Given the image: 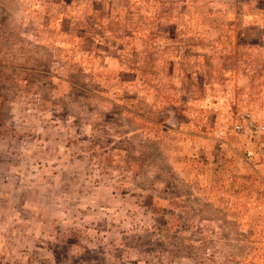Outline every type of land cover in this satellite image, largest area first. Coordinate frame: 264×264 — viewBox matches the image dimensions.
Returning a JSON list of instances; mask_svg holds the SVG:
<instances>
[{
    "label": "rangeland",
    "instance_id": "obj_1",
    "mask_svg": "<svg viewBox=\"0 0 264 264\" xmlns=\"http://www.w3.org/2000/svg\"><path fill=\"white\" fill-rule=\"evenodd\" d=\"M249 118L264 0H0V264H264Z\"/></svg>",
    "mask_w": 264,
    "mask_h": 264
},
{
    "label": "built area",
    "instance_id": "obj_2",
    "mask_svg": "<svg viewBox=\"0 0 264 264\" xmlns=\"http://www.w3.org/2000/svg\"><path fill=\"white\" fill-rule=\"evenodd\" d=\"M249 124H250V127H252V129L254 130V132H259L264 129V125H255L250 118H249ZM240 128L241 127H238L237 129L239 130Z\"/></svg>",
    "mask_w": 264,
    "mask_h": 264
}]
</instances>
